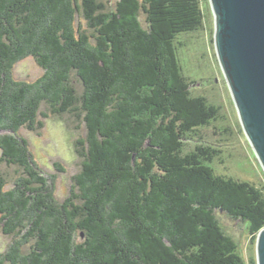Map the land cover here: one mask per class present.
<instances>
[{"label": "trees", "instance_id": "obj_1", "mask_svg": "<svg viewBox=\"0 0 264 264\" xmlns=\"http://www.w3.org/2000/svg\"><path fill=\"white\" fill-rule=\"evenodd\" d=\"M205 9L0 0V164L22 171L12 188L0 172V231L12 236L0 264H247L218 213L243 222L255 244L264 187L214 169L221 151L198 133L220 106L192 93L179 56V37L203 29ZM26 57L43 69L34 80L13 75ZM42 103L86 128L62 201L19 133L43 126Z\"/></svg>", "mask_w": 264, "mask_h": 264}, {"label": "rangeland", "instance_id": "obj_2", "mask_svg": "<svg viewBox=\"0 0 264 264\" xmlns=\"http://www.w3.org/2000/svg\"><path fill=\"white\" fill-rule=\"evenodd\" d=\"M112 2V0H110ZM207 18L203 29L179 37V56L184 74L191 84L194 95H203L211 103L220 106V117L199 130V138L221 151L213 167L217 173L251 181L264 187V170L242 129L239 115L222 73L214 44V17L209 0H203ZM83 26L87 28L82 19ZM43 69L32 57L18 61L13 75L18 80H34L41 76ZM73 84L78 93L82 84L74 75ZM40 112L48 114L47 118ZM38 119L43 126L36 131L21 128L19 133L28 140L29 148L42 172L53 185L54 196L64 200L75 189L73 176L80 172L82 158L75 149V140L84 138L86 128L81 121L70 114L61 116L50 113L45 103L40 105ZM197 138L189 141V147L200 144ZM0 172L7 188L21 175L15 165L0 164ZM225 231L232 236L247 264L256 263V249L246 225L224 213H218ZM12 242V236L0 231V253Z\"/></svg>", "mask_w": 264, "mask_h": 264}, {"label": "water", "instance_id": "obj_3", "mask_svg": "<svg viewBox=\"0 0 264 264\" xmlns=\"http://www.w3.org/2000/svg\"><path fill=\"white\" fill-rule=\"evenodd\" d=\"M214 44L240 123L264 170V0H209ZM264 264V228L256 236Z\"/></svg>", "mask_w": 264, "mask_h": 264}]
</instances>
